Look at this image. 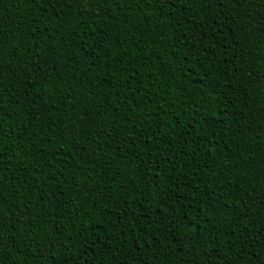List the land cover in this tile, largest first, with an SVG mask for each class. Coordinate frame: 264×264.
Returning a JSON list of instances; mask_svg holds the SVG:
<instances>
[{
  "label": "trees",
  "instance_id": "16d2710c",
  "mask_svg": "<svg viewBox=\"0 0 264 264\" xmlns=\"http://www.w3.org/2000/svg\"><path fill=\"white\" fill-rule=\"evenodd\" d=\"M0 264H264V0H0Z\"/></svg>",
  "mask_w": 264,
  "mask_h": 264
}]
</instances>
